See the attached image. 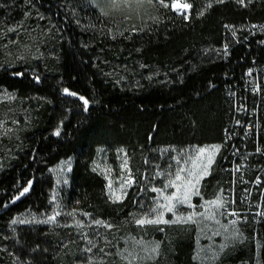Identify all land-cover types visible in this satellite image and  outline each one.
Instances as JSON below:
<instances>
[{
    "label": "rangeland",
    "instance_id": "rangeland-1",
    "mask_svg": "<svg viewBox=\"0 0 264 264\" xmlns=\"http://www.w3.org/2000/svg\"><path fill=\"white\" fill-rule=\"evenodd\" d=\"M175 2L189 3L185 0ZM88 3L94 4L98 12H92L89 4L83 2L78 8L64 9L80 32L85 54L101 63L106 75L126 79L132 59L150 57L144 54L145 44L135 40L141 33L139 27L144 24L133 21L139 26L136 34L126 32L113 39L106 30L112 28L115 32L116 24L101 15L103 0H89ZM167 9L180 17L190 11H173L171 7L157 4L143 16L147 22L144 29L152 31L156 26L161 27L167 19ZM153 16L155 21L150 18ZM60 43V30L49 14L37 10L26 0H0V71L55 73ZM48 108L49 104L41 97L22 96L0 87V176L30 152L33 134L44 122ZM212 146H219V151L214 154L207 175L200 178L197 174L207 164V156L197 161L195 168L192 161L199 148ZM223 153L220 143L161 145L149 155L140 147L120 146L113 150L98 147L91 167L104 182L106 202L114 206L128 200L122 207L113 208L117 211L113 214H109L112 211L106 214L90 207H78L70 194L74 157L61 158L38 176L37 192H32L34 182L30 181L25 186L29 191L20 196L24 187L14 197L10 204L18 203V212L0 216V264H173L176 256L187 254L176 244L190 238L193 241L191 258L197 264H262L259 234L247 225L227 222L220 210L217 213L207 203L219 197ZM124 160L128 161L126 168L121 167ZM181 167L185 171L177 183L183 185L188 179L195 183L199 178V194L191 197L192 207L178 205L175 213L165 211L164 218L173 220L177 215H193V220L137 225V219L155 218L156 213L149 216L151 209L157 202H166L161 193L153 191L154 188L162 189L163 196L176 192L174 187L165 189L164 185L175 179ZM189 171L193 175L190 176ZM129 179L132 184L125 192L121 184ZM110 183L111 191L121 196L115 203L110 198ZM56 211L61 214L55 221L46 223ZM125 212L127 216L123 215ZM200 213L214 218L205 219ZM13 220L18 222L13 224ZM97 220L100 225L95 223ZM157 245V250L151 252Z\"/></svg>",
    "mask_w": 264,
    "mask_h": 264
},
{
    "label": "trees",
    "instance_id": "trees-1",
    "mask_svg": "<svg viewBox=\"0 0 264 264\" xmlns=\"http://www.w3.org/2000/svg\"><path fill=\"white\" fill-rule=\"evenodd\" d=\"M26 1L49 14L60 30V59L55 73L0 71V87L22 96L36 95L49 104L44 122L33 134L30 152L0 176V216L18 212V203L10 204L14 197L30 181L34 182L32 192H37L38 176L69 156L74 157L70 194L78 207L117 212L113 208L128 200L114 206L106 202L104 182L91 167L96 149L140 147L149 155L161 145L221 144L230 108L224 84L243 83L251 61H264V32L247 45L234 46L227 59L221 52L223 26L264 22V0H245L244 6L236 0H185L192 4L187 20L167 9L161 27L144 29L136 37L146 46L145 56L150 57L132 59L126 79L106 75L101 63L85 54L80 32L66 14L69 6L78 8L80 2L98 12L89 0ZM64 89L76 95H66ZM81 96L89 101L87 111ZM57 129L59 135L54 134ZM223 156L220 190L226 180ZM243 225L261 237L264 264V222ZM176 246L187 254L176 256L173 264H197L191 258V238Z\"/></svg>",
    "mask_w": 264,
    "mask_h": 264
},
{
    "label": "built area",
    "instance_id": "built-area-1",
    "mask_svg": "<svg viewBox=\"0 0 264 264\" xmlns=\"http://www.w3.org/2000/svg\"><path fill=\"white\" fill-rule=\"evenodd\" d=\"M223 27L224 59L234 46L247 45L264 32L263 21ZM223 94L230 108L221 133L226 180L219 193L225 201L220 213L229 223L258 226L264 222V61L253 59L243 83H225Z\"/></svg>",
    "mask_w": 264,
    "mask_h": 264
},
{
    "label": "snow or ice",
    "instance_id": "snow-or-ice-1",
    "mask_svg": "<svg viewBox=\"0 0 264 264\" xmlns=\"http://www.w3.org/2000/svg\"><path fill=\"white\" fill-rule=\"evenodd\" d=\"M218 3H223L225 0H217ZM237 3L241 4V6H244L245 0H236ZM250 2V0H249ZM104 6L101 7L100 12L101 15L104 17H108L110 21L114 22L116 24V31L113 32L112 28H107V33L113 37V39L116 38V36H124L126 32H130V34H136L137 28L139 27L137 23H134L133 21H140L144 24V27H139V31H144V28L147 27V22L143 20V16L148 14V10L152 8H156L157 4H159L160 7L163 8H169L173 11H176L178 9H182L183 11L187 12L192 8V4L190 3H184L182 5H178L175 0H172L171 5H169L166 0H103ZM208 7H212V4H208ZM203 15V13H200ZM42 18V17H41ZM152 20H156V17H150ZM183 19L187 20L188 16L183 15ZM123 25V27H121ZM15 29H9V31H14ZM17 75H22L21 73H17ZM64 93L69 96H75L76 94L73 92H70L68 89H64ZM79 99L83 103L84 110L87 111L89 107V101L85 99L83 96L79 97ZM56 135H59V129L54 133ZM219 151V146H212L211 148H199L198 149V155L196 158L192 161L193 167L195 168L197 166V161L201 160L202 158L207 156V164L203 166L201 169V172L198 173V177L202 178L203 175H207L208 173V166L211 165L213 156L216 152ZM128 164L127 160L123 161V164L121 165L122 168H126ZM95 171V169H93ZM185 171L184 168H179L178 171L175 174V179L170 180L167 184L164 185V188L167 189L168 187H174L176 189V192L168 195L163 196L162 189L154 188V192L161 193V198L165 200V203H156V206L151 209V213H149V216H151L152 213H156L155 218H144V219H137L136 223L139 226H145V225H160V224H171V223H186L188 221L193 220V215H188L186 217H182L177 215L175 219L173 220H166L164 218L165 211L169 213H175L177 210L178 205H185L187 204L189 207H192L190 200L193 195L199 194V189L197 188V185L199 184V178L196 180L195 183L192 182L191 179H188L186 183L183 185L178 184L177 182H180L182 180L181 173ZM189 175H193L192 171H189ZM107 179V176L105 177ZM132 184V181L129 179L126 182L121 184V189L126 192V188L130 187ZM108 188L110 190V198L112 199V202H117L121 200V196H118L116 192L111 191L112 184H108ZM29 191L28 187H25L23 191L20 193V196H23L25 193ZM19 199V197H17ZM208 205H210L212 208L216 209V212L219 213V210L224 208L225 201L222 200L221 197H217L214 200L208 201ZM159 210V211H158ZM61 213L59 211H56L54 215L49 216L48 220L45 221L46 223H50L55 221L56 217L59 216ZM224 214V213H220ZM228 215H233L234 213H227ZM71 215V213H69ZM201 216H203L205 219H213L214 217L211 215H207L206 213H200ZM18 221L13 220L12 223L16 224ZM20 223H24V221H19ZM97 225H100V221H95ZM235 223V222H233ZM158 248V245L153 247L151 249V252H155ZM91 251V249H89Z\"/></svg>",
    "mask_w": 264,
    "mask_h": 264
},
{
    "label": "bare ground",
    "instance_id": "bare-ground-1",
    "mask_svg": "<svg viewBox=\"0 0 264 264\" xmlns=\"http://www.w3.org/2000/svg\"><path fill=\"white\" fill-rule=\"evenodd\" d=\"M177 3V2H176ZM178 5H182V4H179V3H177ZM180 10H182V9H180Z\"/></svg>",
    "mask_w": 264,
    "mask_h": 264
}]
</instances>
